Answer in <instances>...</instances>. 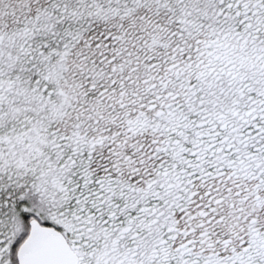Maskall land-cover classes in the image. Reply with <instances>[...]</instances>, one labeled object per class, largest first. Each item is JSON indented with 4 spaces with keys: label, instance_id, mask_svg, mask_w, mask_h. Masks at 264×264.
Masks as SVG:
<instances>
[{
    "label": "snow or ice",
    "instance_id": "1",
    "mask_svg": "<svg viewBox=\"0 0 264 264\" xmlns=\"http://www.w3.org/2000/svg\"><path fill=\"white\" fill-rule=\"evenodd\" d=\"M0 264H264V0H0Z\"/></svg>",
    "mask_w": 264,
    "mask_h": 264
}]
</instances>
